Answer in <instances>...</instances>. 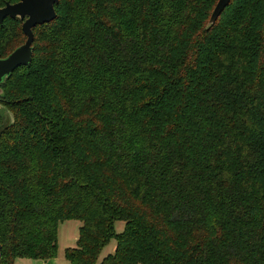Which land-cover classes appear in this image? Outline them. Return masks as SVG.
<instances>
[{
	"label": "trees",
	"instance_id": "1",
	"mask_svg": "<svg viewBox=\"0 0 264 264\" xmlns=\"http://www.w3.org/2000/svg\"><path fill=\"white\" fill-rule=\"evenodd\" d=\"M217 2L59 0L34 27L0 83V264L56 258L67 220L70 264H264V0L209 26Z\"/></svg>",
	"mask_w": 264,
	"mask_h": 264
},
{
	"label": "water",
	"instance_id": "2",
	"mask_svg": "<svg viewBox=\"0 0 264 264\" xmlns=\"http://www.w3.org/2000/svg\"><path fill=\"white\" fill-rule=\"evenodd\" d=\"M59 0H18L0 7V23L5 18L19 17L23 21L22 29L27 39L7 57H0V83L21 65L29 64L33 58L34 27L54 20L57 16L56 4ZM231 0H218L209 20L213 25Z\"/></svg>",
	"mask_w": 264,
	"mask_h": 264
},
{
	"label": "rangeland",
	"instance_id": "3",
	"mask_svg": "<svg viewBox=\"0 0 264 264\" xmlns=\"http://www.w3.org/2000/svg\"><path fill=\"white\" fill-rule=\"evenodd\" d=\"M125 222L117 221L116 230L118 232L122 231L124 228ZM82 222L79 220H67L64 223L60 224L59 227V255L61 254L64 257V251L67 247L76 246V239L78 237L79 228L81 227ZM117 245L116 239H112L107 246L103 249L100 260L110 253H113ZM64 259V258H63ZM66 261V260H64ZM69 263V262H68Z\"/></svg>",
	"mask_w": 264,
	"mask_h": 264
},
{
	"label": "crops",
	"instance_id": "4",
	"mask_svg": "<svg viewBox=\"0 0 264 264\" xmlns=\"http://www.w3.org/2000/svg\"><path fill=\"white\" fill-rule=\"evenodd\" d=\"M76 241H77V239H76ZM64 260H66V261H64ZM68 262L69 261L66 259L65 251H64V257H62L61 254L60 255L58 254V256L56 258H52V259H49L47 261L41 260V259L18 258L15 261V264H70Z\"/></svg>",
	"mask_w": 264,
	"mask_h": 264
}]
</instances>
